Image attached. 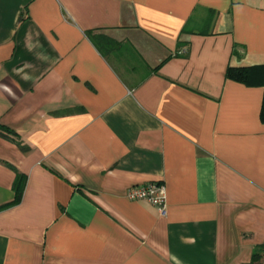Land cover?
Returning a JSON list of instances; mask_svg holds the SVG:
<instances>
[{
	"label": "crops",
	"instance_id": "1",
	"mask_svg": "<svg viewBox=\"0 0 264 264\" xmlns=\"http://www.w3.org/2000/svg\"><path fill=\"white\" fill-rule=\"evenodd\" d=\"M262 66L264 0H0V264H264Z\"/></svg>",
	"mask_w": 264,
	"mask_h": 264
},
{
	"label": "trees",
	"instance_id": "2",
	"mask_svg": "<svg viewBox=\"0 0 264 264\" xmlns=\"http://www.w3.org/2000/svg\"><path fill=\"white\" fill-rule=\"evenodd\" d=\"M89 36L94 44V46L102 53L105 55L104 49L106 48V43H110L111 41L108 40L106 37L104 36H94L90 35ZM260 77L261 78V85L262 87H264V66L260 67V68H240V69H234V68H228L226 71V78L238 83H242L244 85H251V81L256 79V77ZM260 120L262 122V124H264V98H262V104H261V109H260ZM6 129H4L3 127H0V134L2 132H5ZM20 198V194L19 192L16 193L15 199L12 203L4 205L2 207H0V210L11 207L13 205H15L18 200Z\"/></svg>",
	"mask_w": 264,
	"mask_h": 264
},
{
	"label": "built area",
	"instance_id": "3",
	"mask_svg": "<svg viewBox=\"0 0 264 264\" xmlns=\"http://www.w3.org/2000/svg\"><path fill=\"white\" fill-rule=\"evenodd\" d=\"M126 198L129 201L147 202L159 212L165 209V188L158 183L132 186L128 189Z\"/></svg>",
	"mask_w": 264,
	"mask_h": 264
}]
</instances>
